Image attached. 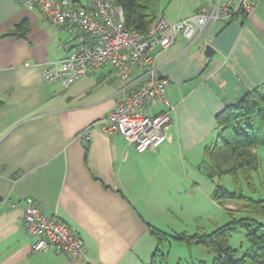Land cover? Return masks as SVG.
Instances as JSON below:
<instances>
[{
    "label": "crops",
    "instance_id": "obj_1",
    "mask_svg": "<svg viewBox=\"0 0 264 264\" xmlns=\"http://www.w3.org/2000/svg\"><path fill=\"white\" fill-rule=\"evenodd\" d=\"M217 1L158 0V16L174 24ZM76 36L17 0H0V264H150V230L165 233L164 224L183 212V198L197 221L191 197L199 195L201 174L181 171L197 166L214 143L216 115L264 85V0H256L249 15L214 22L192 41L179 36L159 55L173 107L168 139L138 153L121 135L101 130L120 88L112 68L69 87L45 81L46 64L75 46ZM162 109L160 100L149 106L151 114ZM208 187L202 195L213 210ZM27 198L74 230L84 258L32 251L22 221Z\"/></svg>",
    "mask_w": 264,
    "mask_h": 264
},
{
    "label": "built area",
    "instance_id": "obj_2",
    "mask_svg": "<svg viewBox=\"0 0 264 264\" xmlns=\"http://www.w3.org/2000/svg\"><path fill=\"white\" fill-rule=\"evenodd\" d=\"M24 9L40 14L44 22L77 31L75 46H64L62 57L49 61L44 69L46 82L69 87L103 67L114 70L119 91L114 108L102 120L101 130L121 135L138 153L153 151L168 139L172 105L166 97L167 78L159 75L158 57L179 36L188 41L200 37L214 22H230L238 15H249L256 0H218L206 5L190 18L169 24L158 16L141 34L125 26L121 7L113 0H17ZM139 78L133 80V73ZM160 100L163 109L149 112ZM23 228L33 238V252L64 254L84 258L85 246L74 230L47 217L35 202L23 201ZM16 207V205H12Z\"/></svg>",
    "mask_w": 264,
    "mask_h": 264
},
{
    "label": "trees",
    "instance_id": "obj_3",
    "mask_svg": "<svg viewBox=\"0 0 264 264\" xmlns=\"http://www.w3.org/2000/svg\"><path fill=\"white\" fill-rule=\"evenodd\" d=\"M157 1L113 0V3L122 8L126 28L144 34L158 17ZM215 121L217 134L214 143L204 149L206 164L202 168L206 178L214 184L213 201L222 208L226 202H234L239 208L236 212L224 208L230 221L211 233H196L190 237L178 234L174 239L191 242L211 252V263L200 260L194 264H264V224L257 220L264 218V199L255 198L254 182V175L261 166L257 148H264V85L226 106L216 115ZM224 176L232 180V191L216 182ZM243 186L250 195H245ZM236 228L244 231L252 254L238 256L237 250L230 245L231 234ZM150 233L156 242L150 264H166V254L160 247L167 234L154 228Z\"/></svg>",
    "mask_w": 264,
    "mask_h": 264
},
{
    "label": "rangeland",
    "instance_id": "obj_4",
    "mask_svg": "<svg viewBox=\"0 0 264 264\" xmlns=\"http://www.w3.org/2000/svg\"><path fill=\"white\" fill-rule=\"evenodd\" d=\"M257 154L259 160L261 162V166L258 170V173L254 175V182L256 184V192L255 198H262L264 199V148L259 147L257 148ZM197 166L192 167V164H188L186 170H182L181 172H200L199 176V195L192 196L194 204L198 205V212H197V221L190 220L189 214H186L187 211L190 209V206L186 203V200L183 198V212L181 210L180 214L177 213L176 220L172 222H168L167 225L164 224L165 233L167 234L166 241H164L163 245L160 247L163 253L166 254V264H194L198 261H205L206 263H211L212 261V254L208 250L201 248L193 243L190 244L176 241L174 236L178 234H186V236H193L196 233H211L216 228L228 223L230 221V217L228 215L227 208L230 207V211H235V208H239V205L234 202H226L224 208L219 207L215 203V208L212 210L210 205L204 201L205 190L207 188L210 189L208 186H214L213 182L209 181L203 171V166L206 164V159L203 157L202 159L198 160ZM199 166V167H198ZM196 167H198L196 169ZM220 182L221 185L228 191H232L234 189V184L230 177L224 176L218 179L216 182ZM208 190V189H207ZM243 191L245 195H250L249 190L243 186ZM207 192V191H206ZM207 196V195H206ZM190 196L188 195V199ZM203 201V202H202ZM206 202V204H204ZM229 203H231L229 205ZM236 212V211H235ZM235 218L238 217L237 214L234 215ZM257 220L264 224V218L259 217ZM200 230H197V229ZM162 232V231H161ZM164 233V232H163ZM230 245L236 251L238 256L243 255L245 253L252 254L253 251L250 250L248 243L244 238V231L240 228H236L235 231L231 234L230 237ZM154 252V251H153Z\"/></svg>",
    "mask_w": 264,
    "mask_h": 264
},
{
    "label": "water",
    "instance_id": "obj_5",
    "mask_svg": "<svg viewBox=\"0 0 264 264\" xmlns=\"http://www.w3.org/2000/svg\"><path fill=\"white\" fill-rule=\"evenodd\" d=\"M212 53H213V50H212V48L211 47H209V46H207L206 47V56L207 57H211L212 56Z\"/></svg>",
    "mask_w": 264,
    "mask_h": 264
}]
</instances>
